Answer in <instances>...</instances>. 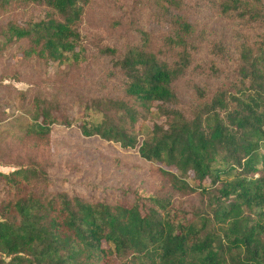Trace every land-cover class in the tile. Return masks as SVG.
Here are the masks:
<instances>
[{
	"label": "trees",
	"instance_id": "trees-1",
	"mask_svg": "<svg viewBox=\"0 0 264 264\" xmlns=\"http://www.w3.org/2000/svg\"><path fill=\"white\" fill-rule=\"evenodd\" d=\"M89 1L0 0V9L16 2L45 11L2 24L0 44L23 43L22 54L76 63ZM150 1L155 23L98 46L120 93L84 97L76 126L84 137L136 148L174 191L197 192L200 204L188 210L168 196L87 197L50 188L49 162H15L0 169V264H264V0H209L220 15L259 25L262 34L257 47L239 44L227 85L188 77L186 100L178 85L196 71L200 1ZM26 93L18 94L24 100ZM60 102L33 93L27 133L41 139L53 125L70 126ZM150 110L160 120L146 125Z\"/></svg>",
	"mask_w": 264,
	"mask_h": 264
},
{
	"label": "rangeland",
	"instance_id": "rangeland-1",
	"mask_svg": "<svg viewBox=\"0 0 264 264\" xmlns=\"http://www.w3.org/2000/svg\"><path fill=\"white\" fill-rule=\"evenodd\" d=\"M191 1H200L194 9L199 16V40L193 61L196 71H188L189 75L178 85L185 100L188 77L198 78L201 84L207 76L214 81H208L209 84L227 85L226 79L231 77L229 64L239 44L245 42L257 47L262 34L259 25L220 15L209 0ZM153 4L150 0H90L77 27L80 57L76 63L67 65L34 53L22 54L23 43L6 47L0 44V110L4 117L0 121L2 171L13 170L15 162L26 163L32 159L38 164H51L49 181L53 189L111 202L120 198L131 200L138 194L168 196L177 206L188 210L200 204L197 192L174 191L159 173L157 164L141 158L136 148H125L96 135L84 137L76 126V121L83 116L84 97L99 95L104 89L115 95L120 93V81L107 77L108 59L97 55L98 46L132 38V29L137 24L155 23L149 15ZM44 13L38 6L15 2L0 9V26L8 20H36ZM156 25L163 28L161 24ZM156 25L151 24L154 28ZM214 43L223 44L226 53L215 54ZM214 73L219 78H214ZM19 91L27 92L24 100ZM35 92L61 100L73 118L72 124L53 125L47 138L37 139L28 134L32 124L29 102ZM154 120L160 118L150 110L143 123L150 125Z\"/></svg>",
	"mask_w": 264,
	"mask_h": 264
}]
</instances>
